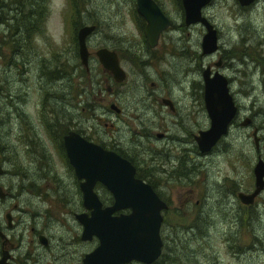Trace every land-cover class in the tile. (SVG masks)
I'll return each instance as SVG.
<instances>
[{
    "label": "rangeland",
    "instance_id": "rangeland-1",
    "mask_svg": "<svg viewBox=\"0 0 264 264\" xmlns=\"http://www.w3.org/2000/svg\"><path fill=\"white\" fill-rule=\"evenodd\" d=\"M53 1L57 6L56 14L51 13L45 25L40 22L35 25L30 38L25 31H21L25 48L22 46L21 50L19 48L18 52L12 53L15 48L12 41L16 39L12 33L16 28H22L20 24L24 20L21 0H0V187L7 193L6 197L0 198V226L7 229L3 214L8 211L16 218V224L7 233L14 243L21 233V247L27 249L31 246L32 254L38 253L36 257L43 264H82L83 254L92 250L97 240L95 237L86 241L77 238L81 226L73 213L86 210L81 205L74 176L64 163H67L65 157L64 161L59 158L54 140L47 139V127L30 128L25 125L27 132L25 129L23 132L22 127L20 133L14 132L23 124L21 118H26L21 116V110L28 119L36 122L34 112L38 111L48 89L35 75L36 55L47 58L67 48L75 31V25L74 28L69 26L67 15L69 11L73 12L75 5L79 6L76 26L79 23L95 26L87 42L92 50L102 46L113 49L127 46L136 57L145 60L147 54H144L142 43L144 21L142 26L134 23L133 15L134 18L139 15L129 0ZM177 1L159 0L171 25L163 32L155 50L159 58L152 64L140 65L139 68L143 69L141 75L131 73L130 69L134 67L125 61L121 65L126 71L125 80L107 96L104 87L111 84V80L99 66L93 71V63L88 76L77 73L73 90L79 93L76 98L72 95V106L68 105L69 101L61 103L57 100L53 108L61 120L67 116L71 118L72 123L66 128L80 130L95 140L110 134L124 143L128 131L121 119L126 115L114 116L105 107L102 108L104 103L99 98L115 102L123 107L124 112V109L130 111V107H138L146 130V127H151V115L156 108L145 102L143 96L152 89L151 82H154L161 87L173 86L174 90H181L178 94L184 97L179 110L185 116L183 122L189 124L187 126L192 132L198 127L206 129L209 118L200 106L191 107L193 95L189 94V99L185 95L190 81L194 80L193 86L201 82L200 70L205 66L222 74L237 106V120L211 152L198 159L203 176L200 213L198 211L192 217L183 215L177 221L192 223L193 232L186 229V233L180 228L175 230L166 226L174 224L176 220L173 217L163 221V244L156 264H264V191L248 207L239 206L235 197L237 192L252 189V167L258 158L264 161V0H254L247 6H240L236 0H210L201 13L216 30L217 48L203 55L200 54V41L205 29L198 23L185 26ZM65 4L66 9L63 10ZM6 6L12 10L7 11ZM62 11H65V16ZM37 19L38 16L35 17ZM127 56L122 54L125 59ZM22 61L25 65L29 62L24 73L14 65ZM187 66L194 70L193 73L185 75ZM96 81L100 82L101 94L97 93ZM9 91L19 96V101L14 104L16 112L8 103ZM44 103L47 105L48 102L45 100ZM125 104L126 107L123 106ZM241 116L251 117L248 127L237 126ZM44 117L48 120L53 118L49 114H44ZM107 118L114 124L112 131L103 125ZM133 124L139 126L135 122ZM253 129L258 138L257 147L253 144ZM173 130L176 131V128H170V133ZM177 131L182 132L180 129ZM149 141L147 136L142 135L134 148L146 165L151 154L147 146ZM169 143L171 140L167 145ZM188 145L191 147L192 143ZM176 152L174 150L170 154ZM45 183L46 187H43ZM94 191L103 204L110 202V194L102 185L96 184ZM37 194L44 199L39 200ZM194 199L195 196H192V201ZM35 231L49 236L47 246L42 247L37 242L33 235ZM126 264L142 263L131 261Z\"/></svg>",
    "mask_w": 264,
    "mask_h": 264
},
{
    "label": "flooded vegetation",
    "instance_id": "flooded-vegetation-1",
    "mask_svg": "<svg viewBox=\"0 0 264 264\" xmlns=\"http://www.w3.org/2000/svg\"><path fill=\"white\" fill-rule=\"evenodd\" d=\"M151 1L154 3V5L161 13V15L169 21V25L159 32L156 43L152 47L148 45L143 34L142 43L145 48L143 50L145 51L144 54H147V58L145 60H140L139 57H136L134 52H131V50L127 46H122L119 49H113L104 46L95 48V50H97L98 48H106L110 51H113L116 54L118 65L124 72V77L119 82L114 81L110 73L101 68L99 62L97 61L94 55L95 50H92L87 43L90 34L85 38V47L88 52L86 57V65L84 66L80 62L78 56L76 32L78 28L81 27L82 25H89V24L79 23L76 26V19L78 18L77 13H79V6L75 5V9L73 10V12L69 11L67 15V18L69 19V20L67 19V21L69 22V26L74 28L75 25L74 36L71 38V42L67 43V48H62L57 52L51 54V56H48L47 58H42L41 56L36 55L38 59V63L35 65V71H36L35 75H37V78L40 80L42 85L48 87L47 96L45 98H42V100L40 101L41 106H39L38 111L36 109L34 112L36 117V122H33L32 119H28L26 113L21 110L22 112L20 113L21 116L26 118H21L23 124L20 127H17L14 133L16 134L20 133L21 127H22V131L25 129L27 132V128L25 125H29L30 128H33V126H35V128L41 126L47 127L46 128V131H48L47 139L54 140V143L57 146L59 158H61L64 161V157H65L68 164L65 161L64 163L74 176V183L77 187V190H79V183L82 180L76 178L73 168L71 167V165L69 164L66 158L63 147V136L66 135L68 132L70 131L74 132L78 134L85 141L98 145L102 149L113 152L120 158L128 161L134 169L133 176L136 179L141 180L143 183L148 184L150 188L153 190V192L157 195V197L165 204V207L160 210V215L162 219L159 227V237L161 240V247H162L163 244V240L161 239V236L163 237L162 222L165 221L169 216L173 217V220L176 221L174 222V224H169L166 226L175 230L180 228L183 230V232L186 233H188L187 232L188 230L185 231L186 229H189L190 232H193L192 223H190L189 221L187 223H178L177 221L180 218H183V215L184 216L190 215L192 217L196 215L198 211L200 213L199 202L201 199L200 191L201 188L203 187V176L200 173L201 162L198 159L204 157L205 153L211 152L212 149L211 148L207 152H201L198 149L195 137L198 135L200 131H203L205 129L198 127L194 131L190 132L187 126L189 124L183 122L185 116L183 115L182 110H179V104L181 103V99L184 97L183 94L180 95L178 94L179 92H181V90H174L173 86L161 87L160 85L151 82L152 89L146 91L145 95L143 96V99L145 100V102H148L150 106H154L156 109L153 110L151 115V119H150L151 127L149 128L146 127V130H144L145 129L144 119L143 118L141 119L139 117L138 107L136 106L130 107V111L124 109L125 110L124 112L123 107L117 106L115 102L105 99L104 97L99 98V101L104 103L102 105V108L104 109L105 107V109L111 112V114H113L114 116L118 117L123 114L126 115L125 116L126 118L121 119L122 122H124V124L127 125L126 129L128 131V136L126 137L127 139L125 138L126 141H124V143L120 142L115 138V136L113 137L110 134H106V138L103 139L100 138L95 140L89 137L88 135L83 134L82 131L80 130L77 129L72 130L70 128H66L65 127L66 125H71L72 123L71 118L67 116L63 120H61L62 118L56 116L57 112L53 108L57 100H59V102L61 103L69 101L67 102L68 105L72 106L71 103L72 95H74L73 98H76V95L79 93L76 89L73 90L76 85V78L78 74L81 73L88 76L89 73L92 71L93 63L95 64V67L93 66L94 67L93 71L96 70L99 66V68H101V72L106 74L107 77L111 80V84H106L104 87V91L108 96L113 92L114 87H116V85L121 86L120 83H122L126 78V71L122 68L121 66L122 63H125V61L129 62L130 67H134L130 69V72L141 75L143 69L139 68L140 65L152 64L156 59L159 58V55L155 50L158 47L163 32H165L170 27L171 20L167 16V13L165 12L159 0H151ZM129 4L131 5V7L133 6L136 12L135 0H129ZM176 4H179L182 10L183 24L185 26L192 25V24L186 25L184 23V13L181 5V0H178ZM56 8L57 6L53 0H21V13L24 18L22 24L28 28H33L35 27V25L38 26L39 22L45 25V23L48 22L50 14L51 13L56 14ZM62 9L63 10L66 9V4L63 6ZM41 14H42V19L39 20ZM62 14L63 16H65L64 15L65 11H62ZM37 16L38 19L35 20V17ZM132 18L134 23L137 22L139 26H142L143 23L142 20L144 21V19L140 15L139 17L136 15L135 18L133 15ZM144 25H145V21H144ZM144 25L142 26V32ZM38 28L39 27H37L36 29ZM19 34L20 32L18 31V28H16L15 31L12 33V37L17 38V35ZM123 52L128 54L126 59L122 57V54H124ZM12 53H15L14 49ZM200 54L201 55L204 54L201 52V47H200ZM14 65H17V68L21 70L22 73H24L26 71V68L29 67V62H27L26 65L25 62L23 61L20 62L19 65L16 63ZM205 67H202L200 70L201 82H196L198 86L197 85L193 86L194 80H191L189 84V90L187 89L185 93L188 99H189V94L193 95L192 100L190 101L191 107L200 106L201 110H205L204 99H203V79H202V71ZM193 71H194L193 69L187 66V69L185 70L184 73L185 75H187L193 73ZM213 72L214 71L210 70V74H212ZM182 81H184V79H182ZM95 83L97 85L96 86V89L98 91L97 93L101 94L100 82L96 81ZM50 86L54 87V89L50 88ZM162 90H164L163 93H161ZM7 97H8L9 105L16 112L17 107H14V104H17V102L19 101L18 94H14V92L9 91L7 93ZM45 100L48 102L47 105H45L44 103ZM123 106L126 107L127 104ZM236 113H237V106L235 105V114L227 126V131L225 135L227 134L230 126L235 122V120H237ZM44 114L52 115L53 118L48 120L44 117ZM240 118L241 119L237 122V126L248 127V125L251 123L250 116H241ZM245 120H248L247 123L245 125H242V122H244ZM133 122L139 124V126L138 127L135 126ZM103 125L108 129H110L111 131L114 129V124L110 121L109 118H107L103 122ZM172 127H175L176 131L173 130L170 133V128ZM178 129H180L182 132L177 131ZM34 132L35 131L33 129L32 130L33 136L35 134ZM142 135H145L150 139V141L147 143V146L149 147V151L151 152L148 165L144 164V161L139 158V155L138 156L136 155L134 150V148H136V146L138 145V138ZM251 135L253 139V144L255 147H257L258 138L255 136L254 129L251 131ZM168 140H171V143L167 145ZM190 142L192 143L191 147H189L188 145V143ZM174 150H177V152L171 155L170 153ZM252 174H253V167H252ZM253 183H254V176H253ZM96 184H100V183L96 182L95 185ZM28 185L31 184L28 183ZM43 187H46V183L45 185H43ZM252 189L246 192H237L235 194L236 199H238L237 197L238 193L248 194L252 191ZM263 191L264 188H262L256 194V196ZM2 192L4 196L0 197L1 199L7 196L6 192H4L3 190ZM39 194H37L38 195L37 198L39 200H43L44 197ZM192 196H195V199L193 201H192ZM256 196L252 199L251 203L249 204L242 203L238 199L239 206H246V207L250 206L255 201ZM79 197L81 201L82 200L81 192ZM172 198L175 199V202L173 201ZM109 200L110 202L106 204H103L101 200L100 202L102 206L110 205L112 203L111 194L109 196ZM235 206L237 208V203L235 204ZM8 209L11 210V208ZM180 211H182L181 214ZM82 212H86L88 214L87 210ZM126 212H128V210H118L115 211L113 214L126 213ZM75 214L77 213H73V216ZM179 214L181 216H179ZM6 215L9 216V220H7ZM3 217L5 220V227H7V229H4L0 226V259L2 256L4 257V264H43L40 261V259L36 257V254L38 253L35 252L34 254H32L33 248H31V246H29L27 249L21 247L20 245L21 233L18 234L16 243L13 242L12 236L9 233H7L10 232L11 227H14V225L16 224V223L14 224V220L16 219L14 215H11L10 212L7 211L3 214ZM194 227L197 226L194 225ZM30 229L33 230V228ZM33 235L36 237L37 242H39V244L42 247L48 245L49 236H46L41 231H37V232L35 231ZM40 236L43 237L44 243L40 242L39 240ZM79 236H77V238L80 239ZM77 238L75 237V240ZM157 259L158 258H156L151 264H156L158 262Z\"/></svg>",
    "mask_w": 264,
    "mask_h": 264
},
{
    "label": "water",
    "instance_id": "water-1",
    "mask_svg": "<svg viewBox=\"0 0 264 264\" xmlns=\"http://www.w3.org/2000/svg\"><path fill=\"white\" fill-rule=\"evenodd\" d=\"M210 0H181L184 23L201 24L205 33L200 47L204 54L216 50V30L201 15L200 10ZM240 6H247L254 0H236ZM136 12L144 19V37L150 47L154 46L161 30L169 21L161 15L151 0H135ZM94 25H82L76 32L78 56L85 66L87 50L85 38L94 31ZM94 55L102 69L108 71L114 81L119 82L124 72L118 65L116 54L106 48H98ZM218 66V63L215 64ZM203 99L208 127L195 137L201 152L209 151L227 131V126L235 114V105L228 92L227 79L222 74L206 66L202 71ZM248 120L242 122L245 125ZM254 133V132H253ZM66 158L73 168L81 192V204L86 212L74 215L81 226L80 240L95 237L96 246L81 259L83 264H126L131 261L151 264L161 251L159 227L160 210L165 204L157 197L150 186L136 179L134 169L128 161L93 143L87 142L74 132L63 136ZM2 168L0 166V174ZM253 189L248 194L238 193L240 202L249 204L264 188V161L258 159L253 166ZM98 182L112 196V203L102 206L93 187ZM4 194L0 188V197ZM118 210L126 213L113 214ZM7 220L9 216L6 215ZM39 240L44 243L43 237ZM4 264V257L0 259Z\"/></svg>",
    "mask_w": 264,
    "mask_h": 264
},
{
    "label": "trees",
    "instance_id": "trees-1",
    "mask_svg": "<svg viewBox=\"0 0 264 264\" xmlns=\"http://www.w3.org/2000/svg\"><path fill=\"white\" fill-rule=\"evenodd\" d=\"M0 10H2V9H0ZM6 10H7V11H10V10H12V8H9V6H6ZM21 25H22V28L18 29V30H20V31H19L20 34L17 35V38H16L15 40L12 41V43H14V46H15V48H14L15 53L19 51V48H20V50H21V49H22V46L25 48V44H26V43H25V39H24V36H23L22 32L25 31V33H26V35L28 36V38H30V37H31V34L34 32V29H35V27H33V28H28V27H26V26L23 25V24H20V26H21ZM23 27H24V28H23ZM21 31H22V32H21Z\"/></svg>",
    "mask_w": 264,
    "mask_h": 264
},
{
    "label": "bare ground",
    "instance_id": "bare-ground-1",
    "mask_svg": "<svg viewBox=\"0 0 264 264\" xmlns=\"http://www.w3.org/2000/svg\"><path fill=\"white\" fill-rule=\"evenodd\" d=\"M249 62V61H248ZM38 214V213H37Z\"/></svg>",
    "mask_w": 264,
    "mask_h": 264
}]
</instances>
